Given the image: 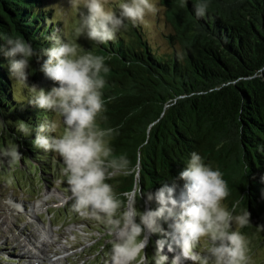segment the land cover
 <instances>
[{
    "label": "trees",
    "instance_id": "trees-1",
    "mask_svg": "<svg viewBox=\"0 0 264 264\" xmlns=\"http://www.w3.org/2000/svg\"><path fill=\"white\" fill-rule=\"evenodd\" d=\"M47 1L0 0V45L6 47L5 37L21 38L40 52L52 46L51 34L66 38ZM157 2L163 7L157 38L125 21L114 41L89 40L91 53L104 56L110 68L102 90L104 119L99 118L104 128L116 130L110 147L132 165L139 155L136 175H115L106 183L124 203L138 183L136 211L137 206L141 212L155 209L145 194L173 179L182 186L179 172L197 152L206 164L217 161L233 185L230 210L239 202L236 210L249 211L251 226L264 233V0H206L203 17L196 14L202 0ZM9 75L8 58L0 52L2 126L26 153L52 169L50 164L62 158L33 145L35 127L51 120L52 112L29 104L31 96L11 93ZM21 123L32 127L30 135L18 130ZM162 227L167 230L166 223ZM161 238L151 234L153 253ZM164 254L170 263L179 249L169 252L166 245Z\"/></svg>",
    "mask_w": 264,
    "mask_h": 264
},
{
    "label": "clouds",
    "instance_id": "clouds-1",
    "mask_svg": "<svg viewBox=\"0 0 264 264\" xmlns=\"http://www.w3.org/2000/svg\"><path fill=\"white\" fill-rule=\"evenodd\" d=\"M112 3L113 0H71L80 15L73 29L76 39L85 36L98 44H107L126 27L125 21L150 28L146 16L158 12L152 0H120L117 15L110 6ZM81 8L87 10L86 15ZM207 10L206 0L196 5L199 17L205 16ZM4 39L6 47L0 45V52L8 58L10 77L23 84L27 85L30 61L35 58L39 62L46 57L39 70L56 86L47 91L29 86L28 103L54 113L57 119H45L35 127L33 145L62 158L61 172L70 188L72 210L103 223L110 234L115 233L116 239L110 241L112 264H167L166 245L169 252L174 246L179 249L171 264H180L181 258L193 264H252L249 241L240 231L232 229L233 223L238 228L245 227L250 222V213L234 214L239 202L232 210L223 204L229 196L227 182L197 152L190 154L186 167L179 172L177 179L183 181L182 186L173 179L171 184L145 194L148 201H155V209L121 211L124 202L106 180L115 175H136L139 155L136 165L124 155L115 156L110 138L116 130L102 128L98 123V118L104 119L102 90L105 75L110 72L104 56L82 53L75 41L55 34L49 36L52 46L40 52L21 38ZM18 130L27 136L32 127L21 123ZM5 155L18 159L20 154L13 149ZM136 191L142 192L138 183ZM162 222L167 224V230ZM154 233L162 234L163 238L156 241L150 261L145 248L148 235Z\"/></svg>",
    "mask_w": 264,
    "mask_h": 264
},
{
    "label": "rangeland",
    "instance_id": "rangeland-1",
    "mask_svg": "<svg viewBox=\"0 0 264 264\" xmlns=\"http://www.w3.org/2000/svg\"><path fill=\"white\" fill-rule=\"evenodd\" d=\"M47 2L46 7L49 4L52 7L50 15L53 19L56 20L55 18L58 17L61 20L66 39L75 41L82 53L91 52L92 43L89 39L85 36L76 39L74 36L73 29L80 15L77 9L72 7L71 0H50ZM119 2L120 0H113L110 5L117 15L119 8L116 5ZM152 2L158 8V12L154 16H146V20L151 24V27L146 30L150 32L151 36L157 38L155 27H157L158 19H161L160 12L163 7L159 6L157 0H152ZM80 11L84 14L87 13L85 8H81ZM142 27L144 26L142 25ZM42 62L43 60L30 61L28 74L32 80L26 82L27 85L9 75L11 93L24 98L31 96L29 86L35 85L46 91L56 86L39 70ZM50 119L54 120L57 117L52 113ZM98 123L100 127L104 128L100 124L99 118ZM60 130H63L62 126ZM13 149L18 150L20 154L18 159L5 155V152ZM21 149L0 121V264H31V262L48 264L45 255H42L39 249L45 248L42 244L45 238L41 227L45 226L48 229L49 225L50 227L58 226L56 233L59 236L57 239L59 244L49 246L51 250L59 252L60 244L71 247L67 257L60 261L61 264H107L110 262L112 248L110 241L115 240L116 235L115 233L110 234L103 223L82 217L72 210L73 200L70 188L61 172L64 163L58 162L56 159V162L50 164L52 169H49L48 165L39 164L38 158L31 157ZM49 153L52 157L59 156L51 151ZM210 162L209 166L214 170H219L220 166L217 161ZM41 167H43L42 170ZM222 177L227 182L230 193L233 185L223 174ZM134 197V193H128L121 211L129 210L130 207L136 211ZM36 200L41 201V209L33 211ZM223 204L230 210L228 197L223 201ZM137 208V211L141 212L140 206ZM240 213H242L241 209L236 210L234 214ZM136 219L138 222L139 218ZM232 229L240 231L249 241V255L252 264H264V233L258 228H253L250 223L243 228H238L233 223ZM23 245L25 249L22 248ZM27 249L28 251L25 252ZM145 252L150 256L149 260L151 261L154 253L148 245ZM180 264H193V262L181 258Z\"/></svg>",
    "mask_w": 264,
    "mask_h": 264
},
{
    "label": "bare ground",
    "instance_id": "bare-ground-1",
    "mask_svg": "<svg viewBox=\"0 0 264 264\" xmlns=\"http://www.w3.org/2000/svg\"><path fill=\"white\" fill-rule=\"evenodd\" d=\"M49 193V192H48ZM59 197V196H58ZM62 198V197H61ZM63 200V199H62ZM35 208H33V211H37V210H39V208H40V206H41V203H40V200H37L36 202H35V205H33ZM130 209H132L131 207H130ZM47 232H48V230H45V233L47 234ZM48 236V235H47ZM148 237H149V235H148ZM64 247V246H63ZM22 248L23 249H25V246L23 245L22 246ZM28 251V249L27 250H25V252H27ZM67 251L66 250H64V251H62L61 253H59V254H52V255H50V256H48L47 257V261L49 262V264H60V260H62L67 254H68V252L66 253ZM64 256V257H63ZM31 264H37V262L36 263H33V262H31ZM108 264H112V260L108 263Z\"/></svg>",
    "mask_w": 264,
    "mask_h": 264
}]
</instances>
